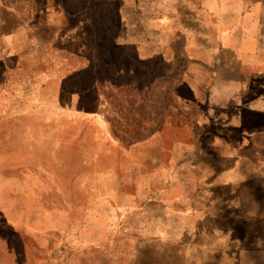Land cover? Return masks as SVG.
<instances>
[{
  "label": "rangeland",
  "instance_id": "1",
  "mask_svg": "<svg viewBox=\"0 0 264 264\" xmlns=\"http://www.w3.org/2000/svg\"><path fill=\"white\" fill-rule=\"evenodd\" d=\"M137 1L0 0V264H264V243L241 242L242 228L185 217L183 189L226 188L221 174L237 167L205 133L193 130L191 167L176 164L183 148H160L158 164L151 149L124 153L151 132L123 130V86L166 77L170 54L138 50L129 13L155 5ZM66 43L88 61L58 54Z\"/></svg>",
  "mask_w": 264,
  "mask_h": 264
},
{
  "label": "crops",
  "instance_id": "2",
  "mask_svg": "<svg viewBox=\"0 0 264 264\" xmlns=\"http://www.w3.org/2000/svg\"><path fill=\"white\" fill-rule=\"evenodd\" d=\"M151 3L155 5L152 12L140 11L137 6L130 15L127 12L132 19L129 32L140 41L139 51L170 52L162 61L167 76L152 79L146 90L135 94L124 92L123 86V100L129 101L126 112L123 108V130L132 124L137 132H151L147 138L124 146V153L151 149L149 162L158 164L160 148L171 149L167 153L173 157L172 149L183 148L182 159L176 164L191 167L193 130L205 133V139H212L216 157L237 167L221 174L231 179L226 188L183 189L184 197H189L182 207L188 212L185 217L242 228L241 242L264 243V156L258 154L259 149L264 150V0ZM170 4L178 6L172 10ZM145 19L159 27L148 30ZM163 19L167 23L160 26ZM149 34L152 38L143 44ZM162 34L171 37L169 43H158ZM58 44L55 41L51 50ZM69 45L62 46L65 48L58 54L88 61L86 52L70 54ZM50 58L46 53L40 61L49 63ZM78 110L73 115L79 118ZM95 113V108L87 110V124ZM249 152L252 155L246 154ZM213 232L219 236L225 233ZM230 234L236 238L234 232Z\"/></svg>",
  "mask_w": 264,
  "mask_h": 264
}]
</instances>
